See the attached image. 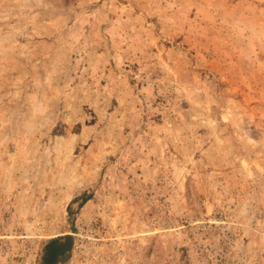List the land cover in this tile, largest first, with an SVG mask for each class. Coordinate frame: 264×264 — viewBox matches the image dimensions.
<instances>
[{
    "label": "rangeland",
    "instance_id": "rangeland-1",
    "mask_svg": "<svg viewBox=\"0 0 264 264\" xmlns=\"http://www.w3.org/2000/svg\"><path fill=\"white\" fill-rule=\"evenodd\" d=\"M264 264V0H0V264Z\"/></svg>",
    "mask_w": 264,
    "mask_h": 264
},
{
    "label": "trees",
    "instance_id": "trees-1",
    "mask_svg": "<svg viewBox=\"0 0 264 264\" xmlns=\"http://www.w3.org/2000/svg\"><path fill=\"white\" fill-rule=\"evenodd\" d=\"M71 245L72 237L69 235L48 240L43 246L40 264H57L69 253Z\"/></svg>",
    "mask_w": 264,
    "mask_h": 264
}]
</instances>
